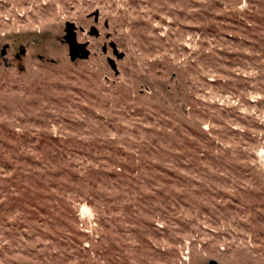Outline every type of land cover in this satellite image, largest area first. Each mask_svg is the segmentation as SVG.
<instances>
[{
    "label": "rangeland",
    "instance_id": "obj_1",
    "mask_svg": "<svg viewBox=\"0 0 264 264\" xmlns=\"http://www.w3.org/2000/svg\"><path fill=\"white\" fill-rule=\"evenodd\" d=\"M212 259L264 264V0H0V264Z\"/></svg>",
    "mask_w": 264,
    "mask_h": 264
},
{
    "label": "water",
    "instance_id": "obj_2",
    "mask_svg": "<svg viewBox=\"0 0 264 264\" xmlns=\"http://www.w3.org/2000/svg\"><path fill=\"white\" fill-rule=\"evenodd\" d=\"M96 14L98 15V11L96 12ZM67 26L68 28H67V34L65 35V39L67 40L69 44L71 59L74 61L77 58H88L91 51L87 48L86 42L78 41L77 35L75 32V24L73 22H68ZM91 32L92 34H97V35L100 33L97 27H92ZM111 45L113 47L114 53L117 55L118 58H122L125 56V53L123 51H120L119 47L117 46L115 42H112ZM9 47H10V44L6 43L3 45L1 49V56L4 57L5 61H7L6 54L8 52ZM106 49H107V45L104 46V50ZM25 51L26 49L22 48V52L24 53ZM109 62L111 64V67L114 69L115 73L118 75L120 73V70L118 68L116 59L113 57H109ZM211 264H219V262L215 259H212Z\"/></svg>",
    "mask_w": 264,
    "mask_h": 264
}]
</instances>
